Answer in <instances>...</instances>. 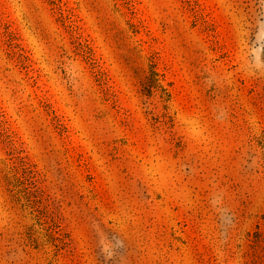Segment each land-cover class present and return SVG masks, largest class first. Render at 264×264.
<instances>
[{
    "label": "rangeland",
    "instance_id": "obj_1",
    "mask_svg": "<svg viewBox=\"0 0 264 264\" xmlns=\"http://www.w3.org/2000/svg\"><path fill=\"white\" fill-rule=\"evenodd\" d=\"M0 264H264V0H0Z\"/></svg>",
    "mask_w": 264,
    "mask_h": 264
}]
</instances>
